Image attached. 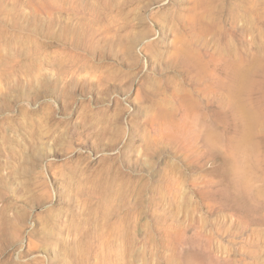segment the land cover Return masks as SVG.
<instances>
[{
    "label": "clouds",
    "instance_id": "clouds-1",
    "mask_svg": "<svg viewBox=\"0 0 264 264\" xmlns=\"http://www.w3.org/2000/svg\"><path fill=\"white\" fill-rule=\"evenodd\" d=\"M0 264H264V0H0Z\"/></svg>",
    "mask_w": 264,
    "mask_h": 264
}]
</instances>
